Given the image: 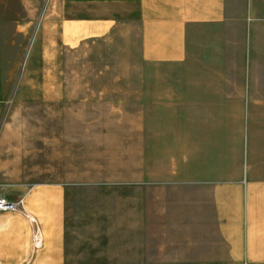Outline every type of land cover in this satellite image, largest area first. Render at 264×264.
<instances>
[{"label":"crops","instance_id":"1","mask_svg":"<svg viewBox=\"0 0 264 264\" xmlns=\"http://www.w3.org/2000/svg\"><path fill=\"white\" fill-rule=\"evenodd\" d=\"M22 9L0 18V198L21 201L41 245L19 212H0V264H264V0H41ZM86 41L118 44L130 60L121 73L138 75L139 102H74V114H48L43 161L60 170L101 161L118 173L36 184L2 173L22 162L4 155L31 154L4 146L20 132L8 112L39 91L61 110L66 51ZM152 90L163 102H143ZM61 140L74 158H52ZM100 150L114 156L98 159ZM89 193L104 209L70 210L77 197L87 207ZM88 215L90 239H80L70 220ZM72 235L92 244L90 256L73 253Z\"/></svg>","mask_w":264,"mask_h":264},{"label":"rangeland","instance_id":"2","mask_svg":"<svg viewBox=\"0 0 264 264\" xmlns=\"http://www.w3.org/2000/svg\"><path fill=\"white\" fill-rule=\"evenodd\" d=\"M23 3L31 4H41V0H0V18H15L24 15L25 9H22ZM118 44L108 43L105 41L101 42H92L86 41L82 44L81 48H78L75 52L74 50L66 51V90L62 92L64 98H61L60 102L63 103V107L59 110L58 106H48L44 105L43 102H59L52 100H46L47 96L43 97L41 91L36 92L34 100L31 101H20L25 103H20L13 106L10 109L9 115L17 116L18 119H14L17 122L11 123L14 129H18L20 132L17 135V138L6 139L4 146L15 147L16 149H22L24 152L29 151L31 154L23 155H4V158H20L22 162L20 163L19 170L16 171H4L2 173L15 177L18 181L26 184H36L44 182H52L55 180H64L68 178L76 177H112L115 176L116 172L112 167L117 166L116 164H107L101 161L95 164H83L78 165L81 169H74L73 167L77 165H71L70 170L57 169L53 168L58 166V164H45L44 165V156L42 153L43 150V125L44 119L48 114H74L75 105L74 102H139L138 100V75H123L122 69L126 67L125 63L130 62L128 59H123L119 56L118 53ZM133 63V62H132ZM132 68L137 69V67L131 66ZM130 68V67H128ZM109 70V72H108ZM132 71L134 69H131ZM107 72V73H106ZM157 92L154 90L148 91L146 94H151V99L144 100L143 102H163L160 99H154ZM161 94V91H159ZM56 97V96H55ZM29 102V103H26ZM85 109V108H84ZM72 125V124H68ZM14 137V136H13ZM12 138V137H11ZM59 141V140H58ZM111 141L108 140V142ZM62 146H58L56 149L57 152L61 151V154L52 155V158L56 156L58 159L65 158L66 156H73L75 148L68 147L67 143L64 140H61ZM98 147L94 151L98 150L100 146V140L96 139ZM116 140L114 139V144ZM116 146V144H115ZM118 147L114 149L117 150ZM96 155V158H111L112 153L110 152L107 155L102 154V151ZM233 157L235 160V156ZM53 161H51L52 163ZM94 166L95 169H86L84 167ZM90 194V193H89ZM76 199H79L77 197ZM75 198L71 201L70 210L75 211V209L87 210H100L104 209V206H96L92 208L90 205L91 194L88 199L84 200L89 204L87 207H80L77 205ZM78 207V208H77ZM82 217V214L80 215ZM91 219L90 216L83 220L80 219H71L70 220V231L78 235L80 239H90L91 234ZM100 219H95V228L96 231L99 228L101 231L102 228L98 227L100 225ZM98 223V225H97ZM73 241L71 242V249L78 251L82 255H91L90 243H78L75 242V235H72ZM93 246H104L103 242H95ZM82 259V260H71L70 263H86L90 264L92 262H102L99 260Z\"/></svg>","mask_w":264,"mask_h":264},{"label":"built area","instance_id":"3","mask_svg":"<svg viewBox=\"0 0 264 264\" xmlns=\"http://www.w3.org/2000/svg\"><path fill=\"white\" fill-rule=\"evenodd\" d=\"M0 212H19L33 226L32 244L34 248L41 245L40 231L34 218L23 208L21 201L11 202L5 198H0Z\"/></svg>","mask_w":264,"mask_h":264}]
</instances>
